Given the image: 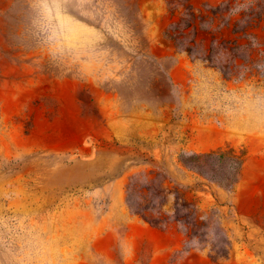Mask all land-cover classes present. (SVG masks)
I'll use <instances>...</instances> for the list:
<instances>
[{
    "label": "rangeland",
    "instance_id": "obj_1",
    "mask_svg": "<svg viewBox=\"0 0 264 264\" xmlns=\"http://www.w3.org/2000/svg\"><path fill=\"white\" fill-rule=\"evenodd\" d=\"M0 264H264V0H0Z\"/></svg>",
    "mask_w": 264,
    "mask_h": 264
},
{
    "label": "trees",
    "instance_id": "obj_2",
    "mask_svg": "<svg viewBox=\"0 0 264 264\" xmlns=\"http://www.w3.org/2000/svg\"><path fill=\"white\" fill-rule=\"evenodd\" d=\"M208 155H210V154H208ZM224 155V153H219L217 156H223Z\"/></svg>",
    "mask_w": 264,
    "mask_h": 264
}]
</instances>
